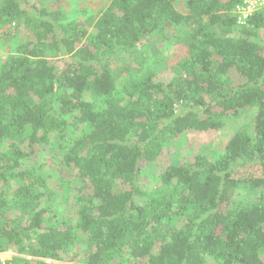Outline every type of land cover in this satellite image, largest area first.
Masks as SVG:
<instances>
[{"label": "trees", "instance_id": "16d2710c", "mask_svg": "<svg viewBox=\"0 0 264 264\" xmlns=\"http://www.w3.org/2000/svg\"><path fill=\"white\" fill-rule=\"evenodd\" d=\"M239 2L110 0L77 20L0 0V29L19 37L0 65V249L31 257L5 264L75 261L78 243L82 264H264V11L238 25ZM182 29L186 54L169 79L132 65L154 33ZM251 108L252 133H234L216 159L170 162L144 186L179 135ZM41 149L76 184L73 225L53 223L48 175L25 164Z\"/></svg>", "mask_w": 264, "mask_h": 264}, {"label": "rangeland", "instance_id": "374dc122", "mask_svg": "<svg viewBox=\"0 0 264 264\" xmlns=\"http://www.w3.org/2000/svg\"><path fill=\"white\" fill-rule=\"evenodd\" d=\"M110 2V0H32L33 4L46 7L48 9H63L70 18L82 20L85 17H96ZM36 4V5H37ZM262 37L263 34L261 35ZM19 37L12 33V28L6 26L0 29V65L3 60L14 53ZM189 36L185 30H180L178 35L169 39L162 40L159 33H154L152 38L145 42L134 54L132 65L142 68L152 69L158 79H169L177 69L178 62L186 54ZM118 66L122 69L127 68L128 64L123 60L118 61ZM126 74L123 73L124 77ZM257 109L251 108L239 113L238 115L228 116L224 119L223 125L217 130L208 131H187L174 139L166 148L162 149L161 155L157 160L143 170L141 180L147 188H153L157 185V175L170 162H183L192 159L195 155H204L208 159H216L220 156L227 141L239 130L253 132L254 118ZM42 150V149H41ZM47 149L40 151L37 156L27 161L26 166H31L34 162L38 168L48 175L51 190L55 194L54 204L51 211L53 223L56 225L69 223L75 224L72 204L73 195L76 193V184L61 179L62 175H67L66 169H61L57 162L49 157L51 154L45 153ZM44 152V153H42ZM42 153V154H41ZM40 166V167H39ZM156 178V179H155ZM240 196L251 199L244 190L240 191ZM85 247L82 244H76L68 253V257L76 255L75 261L60 262L57 264H82L80 253ZM11 251L14 257L22 256L31 258L29 255L19 254L16 249H7ZM49 260V259H48ZM47 262H52L51 260Z\"/></svg>", "mask_w": 264, "mask_h": 264}, {"label": "built area", "instance_id": "2783aa9c", "mask_svg": "<svg viewBox=\"0 0 264 264\" xmlns=\"http://www.w3.org/2000/svg\"><path fill=\"white\" fill-rule=\"evenodd\" d=\"M258 11H264V0H240L232 10V14L238 25H246L248 18ZM12 256L11 251L0 249V264L10 261Z\"/></svg>", "mask_w": 264, "mask_h": 264}]
</instances>
